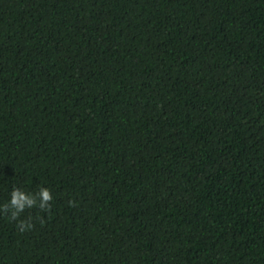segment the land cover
<instances>
[{
    "label": "trees",
    "instance_id": "16d2710c",
    "mask_svg": "<svg viewBox=\"0 0 264 264\" xmlns=\"http://www.w3.org/2000/svg\"><path fill=\"white\" fill-rule=\"evenodd\" d=\"M13 187L0 264H264V0H0Z\"/></svg>",
    "mask_w": 264,
    "mask_h": 264
},
{
    "label": "clouds",
    "instance_id": "9594fccd",
    "mask_svg": "<svg viewBox=\"0 0 264 264\" xmlns=\"http://www.w3.org/2000/svg\"><path fill=\"white\" fill-rule=\"evenodd\" d=\"M53 196L51 191L46 187H40L39 191L35 194L26 193L21 188L13 187L10 193V200L0 205V214L8 215L13 221H19L17 227L19 231L32 230L34 224L31 222L32 218L27 220L19 219L21 214L26 209L39 207L41 211H50ZM70 206H75L74 201H70ZM41 219V223L43 219Z\"/></svg>",
    "mask_w": 264,
    "mask_h": 264
}]
</instances>
